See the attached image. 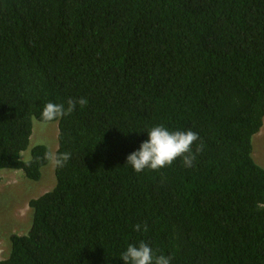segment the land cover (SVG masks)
Segmentation results:
<instances>
[{"label":"trees","instance_id":"1","mask_svg":"<svg viewBox=\"0 0 264 264\" xmlns=\"http://www.w3.org/2000/svg\"><path fill=\"white\" fill-rule=\"evenodd\" d=\"M79 98L53 121L70 158L0 264H123L140 241L171 264H264V0H0V173L38 181L53 155L22 159L33 120ZM158 124L198 133L193 167L125 164Z\"/></svg>","mask_w":264,"mask_h":264},{"label":"clouds","instance_id":"2","mask_svg":"<svg viewBox=\"0 0 264 264\" xmlns=\"http://www.w3.org/2000/svg\"><path fill=\"white\" fill-rule=\"evenodd\" d=\"M87 103L86 98L78 100L69 99L66 103L48 102L44 105L40 119L42 122H53L70 115L77 104L83 106ZM146 139L126 157L125 164L129 165L135 172L140 173L146 169L159 170L170 166L175 159L182 158L184 166L191 168L196 159V153L203 151V144H197L193 152V144L199 140L198 133L188 130H172L164 124L154 125L146 130ZM70 158L65 153L60 158L54 159L57 166H63ZM134 230L139 232L146 230V226L136 224ZM123 264H171L172 258L168 255H156L150 244L140 241L129 243L120 257Z\"/></svg>","mask_w":264,"mask_h":264},{"label":"rangeland","instance_id":"3","mask_svg":"<svg viewBox=\"0 0 264 264\" xmlns=\"http://www.w3.org/2000/svg\"><path fill=\"white\" fill-rule=\"evenodd\" d=\"M58 122H40L33 120V132L29 146L21 154L23 160H29L32 149L37 145L50 148L53 158L58 149ZM254 158L264 167V125L253 138ZM56 164L54 159L42 169L38 181L31 180L21 170L5 169L0 179V260L8 254L10 236L15 232L22 234L31 223V209L28 201L51 190L56 184Z\"/></svg>","mask_w":264,"mask_h":264},{"label":"crops","instance_id":"4","mask_svg":"<svg viewBox=\"0 0 264 264\" xmlns=\"http://www.w3.org/2000/svg\"><path fill=\"white\" fill-rule=\"evenodd\" d=\"M0 179H1V177H0Z\"/></svg>","mask_w":264,"mask_h":264}]
</instances>
